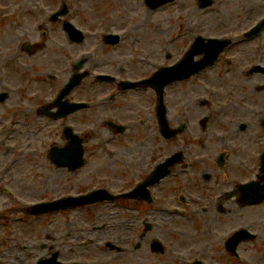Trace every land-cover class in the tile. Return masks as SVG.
Segmentation results:
<instances>
[{
    "label": "rangeland",
    "instance_id": "obj_1",
    "mask_svg": "<svg viewBox=\"0 0 264 264\" xmlns=\"http://www.w3.org/2000/svg\"><path fill=\"white\" fill-rule=\"evenodd\" d=\"M261 1L213 0L210 7L201 10L194 0H175L152 10L144 0H0L3 5L0 6V91L8 92L7 100L0 104V264H37L44 256L49 257L55 249L67 256L66 245L75 243L79 236L88 238L86 241L90 243H102L104 235L89 231H93L90 229L92 225L104 222L108 225L107 228L111 226L112 229L106 233L107 238L115 242L118 229L115 227L117 217L114 215V203H101L40 217H30L25 213L26 207L35 202L52 201L95 188L107 187L114 192L119 191L120 171L126 167V159H133V154H125L127 151L120 149L118 142L114 140L109 142L111 151L104 149L106 140L111 138L126 142L113 136L102 124L105 107L110 105L108 100L103 101V97L104 94H110L112 85L97 82L94 75L108 73L106 64L109 65L116 59L120 61L115 62L116 65L127 67L125 72L113 71L117 77L150 76L157 68L177 61L197 33L205 37H227L232 31L235 32L232 38L236 40L243 30L264 15ZM63 2L68 4V16L73 23L87 33L92 32L80 44L71 43L59 24L48 21L51 10L59 8ZM36 23H40L41 27L35 29ZM122 28L127 36L118 46L103 43V33ZM44 31H48V39L47 35L41 34ZM256 41H244L229 47V52L225 51L219 62L201 72L199 78H191L184 84L171 86L168 98L172 114L180 113L181 110L184 118L189 121L194 119L192 116L197 115L199 118L208 112V109H197L202 106L203 100L211 96L212 93L208 90L215 89L217 93L223 94L227 87L216 79V74L227 82L225 63L232 54L237 59L232 67L253 65L257 60ZM27 42L33 48L29 53L22 47ZM167 53L170 54L167 56ZM80 59L81 68L88 71V75L75 91L74 98L82 95L83 91L90 92L91 97L85 100L90 101L92 106L80 111L78 115L88 116L90 119L91 135L88 136V145L85 147L86 164L80 170L69 173L54 168L46 159L49 146L60 143V132L55 127L60 122L50 124L51 121L42 118L26 127L25 122L35 118L25 108L40 106L55 96ZM247 78L252 88L264 82L256 74H250ZM27 81L29 85L26 84ZM203 85L209 86V89ZM183 89L186 90L184 94L187 98L180 94L182 102L171 97L173 93ZM28 90L37 92L38 102L32 98L31 103L26 102ZM132 99L135 101L134 109L141 107V112L134 116L137 127L133 131H153L155 123L152 122L154 112L151 102L141 105L142 101L137 102L133 96ZM180 106H185L186 109H181ZM75 115L66 117L63 121L77 125L75 122L79 116ZM5 187L11 194L4 192ZM248 209L252 208L244 210ZM122 213L125 218L129 214ZM228 216L233 223L228 228L233 229L245 221L246 212L238 211ZM162 217L150 218L154 233L161 232L166 243H181L177 233L180 219H168L163 223ZM211 217L212 215L201 216L200 219L209 221ZM124 222L130 224L131 219ZM130 230L123 226L122 240L131 233ZM201 234L200 243H209L207 248L201 246L205 249L203 256L209 263L225 258L219 246L211 247L216 239L224 237L225 232L214 229V232H210L211 235ZM138 241L142 240L133 238L130 242H117L129 243L123 245L129 250L122 255L118 264H183L176 252L178 248L168 256L160 257L151 251L148 238L140 242L139 250L133 249ZM19 244H28V250L24 251ZM196 254H191V261L196 259ZM191 261L188 263L191 264Z\"/></svg>",
    "mask_w": 264,
    "mask_h": 264
},
{
    "label": "flooded vegetation",
    "instance_id": "obj_2",
    "mask_svg": "<svg viewBox=\"0 0 264 264\" xmlns=\"http://www.w3.org/2000/svg\"><path fill=\"white\" fill-rule=\"evenodd\" d=\"M260 77L264 80V75ZM259 100V106L264 108V96ZM239 114L238 108L232 106L225 123L219 114L207 117L196 135L197 143H193L189 136L181 138L184 144L182 162L173 169V174L181 179L180 190L185 192L188 199L180 204L182 214L195 212V202L190 199L192 195L205 202L208 207L213 205L214 210L231 213L236 204L233 197L238 187L258 181L263 175L258 154L264 152V116L253 118V121H250L249 116L244 122L245 127L241 128V123L236 124ZM218 133H222V137H218ZM168 142L164 141L163 144V150L167 153L170 147ZM144 153L148 151L140 152L142 156L139 158V166L135 167L136 173L141 172L139 169L144 167ZM188 169L190 176L187 177L185 171ZM184 179L186 181L183 183ZM254 246L255 244L246 249L249 259L246 264H264V243H259L255 249ZM181 253H185V248H182ZM253 253H256L254 257ZM198 254L202 252L199 251ZM209 264L229 263L215 261Z\"/></svg>",
    "mask_w": 264,
    "mask_h": 264
},
{
    "label": "water",
    "instance_id": "obj_3",
    "mask_svg": "<svg viewBox=\"0 0 264 264\" xmlns=\"http://www.w3.org/2000/svg\"><path fill=\"white\" fill-rule=\"evenodd\" d=\"M82 76L83 75H79V76H76L74 79H72L71 82L69 83V85H67L66 90L63 93H61L60 96L62 97L64 94H66V92H68V89H71L74 85H76L78 83V81L81 79ZM77 107H78L77 105H69V106H67L64 109V111H63L62 114H66L68 112H71V111H73ZM53 152L54 151H52V153H51L52 154V158L54 160H56V162H57L58 165H68V166H71L70 162L73 160L72 155H70L71 153L64 154V155L62 154V156H61L60 154L62 153V151H58L57 153H59V154L55 155V157H54L53 156Z\"/></svg>",
    "mask_w": 264,
    "mask_h": 264
}]
</instances>
